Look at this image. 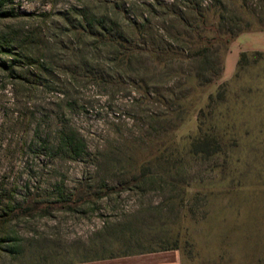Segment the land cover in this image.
I'll use <instances>...</instances> for the list:
<instances>
[{"label":"rangeland","instance_id":"374dc122","mask_svg":"<svg viewBox=\"0 0 264 264\" xmlns=\"http://www.w3.org/2000/svg\"><path fill=\"white\" fill-rule=\"evenodd\" d=\"M171 249L264 264V0H0V264Z\"/></svg>","mask_w":264,"mask_h":264},{"label":"crops","instance_id":"0c3cea01","mask_svg":"<svg viewBox=\"0 0 264 264\" xmlns=\"http://www.w3.org/2000/svg\"><path fill=\"white\" fill-rule=\"evenodd\" d=\"M55 264H182L179 250L120 253Z\"/></svg>","mask_w":264,"mask_h":264},{"label":"trees","instance_id":"16d2710c","mask_svg":"<svg viewBox=\"0 0 264 264\" xmlns=\"http://www.w3.org/2000/svg\"><path fill=\"white\" fill-rule=\"evenodd\" d=\"M245 29H247V28H243L242 30H245ZM242 55L245 56L246 55L245 52H242ZM68 142L70 143V140ZM74 151H79V148H78L77 145L75 146V150Z\"/></svg>","mask_w":264,"mask_h":264}]
</instances>
